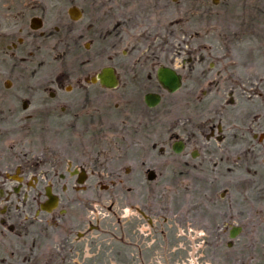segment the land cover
<instances>
[{
	"label": "flooded vegetation",
	"instance_id": "flooded-vegetation-1",
	"mask_svg": "<svg viewBox=\"0 0 264 264\" xmlns=\"http://www.w3.org/2000/svg\"><path fill=\"white\" fill-rule=\"evenodd\" d=\"M75 1L80 0H0V264H151L160 242L162 258L169 262L170 230L160 229L159 221L173 214L177 198L168 197L166 189L172 184L176 188V177L182 179L183 173L170 176L176 181L160 183L159 168L152 163L155 148L139 158L134 138L154 134L155 113L164 105L162 118L168 129L162 133L158 158L181 157L176 166L186 172L193 168L201 177L204 169L215 174L219 152L229 161L235 138L222 123L207 125L205 134L199 127L206 121L195 116V106H186L204 96V80L199 79L202 46L193 49L188 41L186 49L172 55L176 60L185 57L181 68L170 63L171 52L178 49L171 44L173 7L177 12L184 6L201 12L203 0H149L140 14L114 22L106 16L107 0H83L79 5ZM111 9L117 18L120 4ZM109 23L114 25L111 30ZM98 34L110 44H126L127 50L119 64L93 71L85 52L92 53ZM124 38H135L139 45L130 47ZM84 39L93 47L82 46L81 52ZM131 51L141 55L134 58ZM187 60L197 68L184 69ZM164 69L181 77L178 92L170 94L160 86L158 73ZM187 73L194 75L184 93ZM103 74L110 77L108 85L100 80ZM216 82L214 78L208 85L210 92L218 87ZM112 83L115 86L108 87ZM151 94L161 97L157 107L146 102ZM233 96L232 91L231 107L236 104ZM113 113L119 116L117 135L131 142L117 150L115 159H108L116 151L101 148L97 140L107 136L106 130H115L117 124L110 122ZM193 130L205 135L206 142L193 136ZM197 159L200 165L194 162ZM116 161L118 168L110 167ZM106 173L114 181L111 185L93 183ZM216 177L210 179H215L213 184ZM158 188L164 191L162 199L157 198ZM124 201L126 208L120 206ZM243 231L252 236L258 230ZM114 242L132 248L130 263L109 249Z\"/></svg>",
	"mask_w": 264,
	"mask_h": 264
},
{
	"label": "rangeland",
	"instance_id": "rangeland-1",
	"mask_svg": "<svg viewBox=\"0 0 264 264\" xmlns=\"http://www.w3.org/2000/svg\"><path fill=\"white\" fill-rule=\"evenodd\" d=\"M81 1L83 0L75 2L79 5ZM221 2L219 6H215L213 0H203L201 12L196 9L189 10L185 6L177 12L173 7L170 25L171 44L178 49L171 52L170 63L181 68L185 57L182 56L176 60L172 55L186 49L188 41L193 49L202 46L199 51V57L202 58V75L199 79L204 80L201 82L204 96L200 93L203 99L198 101L199 97L196 98L197 102L184 103V105L192 109L193 106L196 107L198 115L195 116L203 122L206 121L202 127H199L205 130V134H207V125L222 123L228 134L233 136L232 139L235 138V145L229 152V161L224 153L219 152L214 159L215 162H220V165L214 168L215 174L204 169L201 177L199 173L193 172L195 170L193 168L187 172L178 168L176 165L181 164V157L158 158L159 150L164 142L162 133L167 132L168 129L166 120L162 118L164 117V105L160 107L157 114L155 113L154 134L141 136L140 133L134 138L135 148L139 149L134 151L140 154L139 158H142L141 153L144 151L155 148L153 151L155 162L152 163L159 168L161 174L159 182H173L177 179L179 183L176 188L175 184L167 185L171 187L166 189L168 197L177 198V202H174L176 208H173V214L167 216L166 221H159L160 229L170 230L171 242L167 243L172 253L169 259L170 264H181L180 261L183 260L181 257L185 261L191 249L193 250L189 246H194L184 238L181 240L179 237L176 238V231L179 227L195 228L204 231L203 233L207 235L206 242L201 243L202 247L197 255L201 264H264V193H262L264 190V0H221ZM107 4L106 16L109 17L110 22H114L125 15L140 14L139 10L145 9L144 7L149 5V0H107ZM115 4H120L121 10L117 18L111 9ZM177 19L179 23L176 22ZM113 26L110 23L107 25L109 30ZM124 42H128L130 47L135 44L139 45V40L136 43L135 38H124ZM90 44L93 47V42L89 43L87 39L81 41V52L83 51L82 46L89 50ZM125 46L126 44L123 46L110 44V41L98 34L92 53L84 51L91 58L89 68L95 71L101 65L119 64L122 51L127 50ZM131 53L134 58L141 55L135 51ZM188 57L190 58L191 55ZM192 64L194 62L187 60L184 69L197 68ZM63 65H66V61ZM192 75L194 74H186L187 85L182 90L184 93L189 92V84L193 80ZM214 78L217 82L213 84L218 87L214 88L212 93L208 85ZM143 91L141 88L140 93L143 94ZM232 91L235 107L228 104ZM163 95L166 98L168 96ZM171 101L175 100L172 98ZM110 122L117 124L115 130L112 132L106 130L107 136H101V139L97 141L100 147L107 148L108 152L116 151L108 155V159H115L119 154L118 151H121L131 141L117 135L116 130L119 125L117 113L110 116ZM172 131L176 130L172 129ZM191 132L193 136L197 134L201 142H206V136L200 137L198 130ZM194 162L200 165L199 159ZM227 164L232 166L231 169L227 168ZM118 165L116 161L110 167L118 168ZM201 168L199 166L197 169L201 170ZM170 170L171 173L168 172ZM120 172L121 175H125L123 171ZM181 172L183 175H177H180L182 179L171 178ZM127 175L131 179V174ZM108 176L111 174L106 173L99 178H92L93 183L98 182L99 186L111 185L114 181ZM215 176L218 181L213 184L215 179L212 181L210 179ZM157 190V198L162 199L165 196L163 189L158 188ZM126 195L131 197L132 194L127 193ZM105 196L109 194L105 193ZM126 204L127 201L120 202L121 207L123 205L125 208L128 207ZM234 227H242L245 230L255 228L258 231L252 236L243 231L236 241H232L227 231ZM225 228L227 230L224 234L218 233L219 229ZM155 238L162 240L157 234ZM228 242L233 243L232 247H228ZM180 244H184V248L178 249ZM160 247L161 242L156 245V249L161 251ZM109 249H113L115 254L118 253L123 263L132 261L130 257L128 258V253L132 248L114 242ZM175 249L177 250L174 252ZM156 256L157 253L154 254V257ZM153 264L158 263L154 261ZM160 264H162L161 260Z\"/></svg>",
	"mask_w": 264,
	"mask_h": 264
},
{
	"label": "water",
	"instance_id": "water-1",
	"mask_svg": "<svg viewBox=\"0 0 264 264\" xmlns=\"http://www.w3.org/2000/svg\"><path fill=\"white\" fill-rule=\"evenodd\" d=\"M102 84H107V81L110 80V77L106 78L105 75L100 76ZM159 81L162 84V86L169 90V92L173 93L177 91L180 87V78L176 76L175 73L169 71V70H163L158 75ZM110 83V81H109ZM108 85V84H107ZM115 84H110L108 87H113ZM148 100V99H147ZM154 103H149L150 105H155L157 102H159V98H156V100L153 101Z\"/></svg>",
	"mask_w": 264,
	"mask_h": 264
}]
</instances>
